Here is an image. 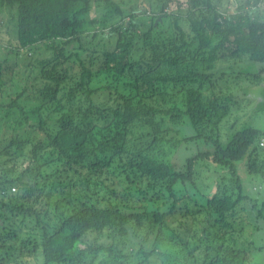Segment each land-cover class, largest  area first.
<instances>
[{"label":"trees","instance_id":"1","mask_svg":"<svg viewBox=\"0 0 264 264\" xmlns=\"http://www.w3.org/2000/svg\"><path fill=\"white\" fill-rule=\"evenodd\" d=\"M168 1L155 5L151 15L157 22L143 28L133 9L128 12L113 0H0V15L13 14L18 41L14 50L44 45L61 68L47 71L48 81L39 90L40 101L53 99L45 105L49 116L43 118L39 105L34 126L27 111L12 101L8 108L19 109L21 120L11 126L10 137L0 131V264H93L103 245L87 240L89 228L107 227L126 235L145 221L158 224L169 217L183 221L187 236L203 214V241L211 237L221 243L214 249L207 245L200 264H224L226 257L241 254L243 249L224 247L226 238L234 243L243 232L241 212L249 224L255 221L258 235L264 234V200L248 195L238 177L231 203L223 194V178L220 190L204 204L173 188L177 178L195 186L194 161L229 166L260 135L253 121L226 146L211 140L209 148L211 138L204 136V127H215L227 114L228 102L237 100L213 95L205 104L203 95L228 81L217 74L220 60L246 64L241 73L250 82L263 80L264 20L249 11L264 0H246L247 9L239 5L231 13L221 10L220 0H186L185 5L176 3V14L168 13ZM94 3L108 10V18L120 17L105 32L107 39L115 33L114 45L103 39L93 50L92 40H85L81 46L87 59L67 55L65 47L83 32L82 22L69 18L70 10L79 4L80 13H89ZM183 13L187 32L179 25ZM170 17L174 30L160 29V22ZM73 65L79 72L72 71ZM259 99L257 105L264 102ZM184 117L187 122L178 127ZM144 125L151 127L150 133L139 131ZM165 136L175 153L162 164L146 153ZM258 155L252 147L243 171H259ZM165 193L170 204L162 213L151 205L160 203ZM68 211L71 214L65 215ZM78 242L85 247L69 254Z\"/></svg>","mask_w":264,"mask_h":264},{"label":"clouds","instance_id":"2","mask_svg":"<svg viewBox=\"0 0 264 264\" xmlns=\"http://www.w3.org/2000/svg\"><path fill=\"white\" fill-rule=\"evenodd\" d=\"M81 5L76 4L69 12V18L76 16L77 20L82 22V30L90 36L96 32L97 40L100 44H104V40L99 35L101 29L107 25L116 23L120 19L118 16L108 18V10L101 4L99 7H93L90 13H80ZM87 17V19H86ZM147 22V18L142 17ZM88 20H94L95 23L89 24ZM169 21L165 20L161 25V29H167ZM158 29L157 31H159ZM56 43H60L57 38ZM112 43H115L113 37ZM215 43V41H213ZM96 44V41H93ZM43 52V49H41ZM50 56L51 52L45 53ZM247 62V57L242 58ZM231 60L220 61V64L227 67L231 64ZM100 79H103L102 77ZM243 94V95H242ZM232 97L237 100L233 104L228 102L227 114L213 127L212 123L206 125L203 129L204 136L210 137L208 147L211 148V140H217L221 147L226 146L233 136L255 121V126L260 129V135L249 145L248 151L239 158L231 161L229 166L223 164H209L206 160H196L193 162L192 180L195 184L193 187L186 180L181 182L180 178L175 180L173 185L174 191L178 195H187L199 204H204L206 199H210L220 190L219 185L223 178L224 195L229 203L235 199V188L237 177L244 191L258 201L264 200V102L256 104V98L264 100V81L261 83H253L244 80L233 81L229 79L227 83H223L218 88L211 92L205 91L203 101L206 104L213 96ZM31 107V105H29ZM218 114V113H217ZM159 120V117L156 118ZM211 120L216 121V115L211 117ZM187 122V117H184L178 127H183ZM161 127H167V124ZM140 132L150 133L151 127L144 125L139 129ZM150 138V137H149ZM203 139V138H201ZM167 136L164 140L153 145L152 150L146 155L156 160L159 163L167 164L175 153L174 147L167 142ZM252 147L257 148L258 159L256 166L259 171L248 174L243 171L247 167L248 152ZM232 170H235L234 176ZM167 179H170L167 178ZM243 201H241V204ZM170 204L167 193L161 198V202L151 205L158 208L160 212H167ZM199 206V205H197ZM240 205H237L239 207ZM71 212H65V215H70ZM245 213H239V217H243ZM204 216H197L192 232L187 236L183 235L184 229L181 227L183 221L178 217H169L163 223L150 224L145 221L143 226L135 232H129L126 235H116L111 229L105 227L99 231L89 228L86 232V237L89 242L95 241L102 248L96 254V259L93 264H200L204 259L203 252L207 245L215 248L221 242L208 238L207 242L203 241L200 228ZM55 223V222H53ZM239 225V218L237 219ZM211 231H214L212 229ZM67 234V230L66 233ZM84 239V237H81ZM187 244H184V241ZM235 242L227 240L224 243L225 248L243 249L240 255L234 259L229 256L224 259V264H264V240L258 239L253 234L250 226H244V231L238 237H234ZM199 244L196 251H192L193 247ZM85 247L84 243H77L70 249L69 254H74ZM142 252V254H138ZM191 252V256L189 253ZM119 253V256L117 255ZM221 256L224 253L221 252Z\"/></svg>","mask_w":264,"mask_h":264},{"label":"rangeland","instance_id":"3","mask_svg":"<svg viewBox=\"0 0 264 264\" xmlns=\"http://www.w3.org/2000/svg\"><path fill=\"white\" fill-rule=\"evenodd\" d=\"M118 2L119 5L124 7L126 11H130L133 9L136 19L137 25L143 27L149 23H155L157 20L154 16L151 15L153 12V8L157 3H161L164 0H113ZM186 0H169L168 6L169 10L168 13H177L176 3L185 5ZM246 0H220L219 7L221 10H227L231 13L236 10L239 5H245L244 9H247V5L245 4ZM96 3L93 4L91 7V11L93 7H99L100 4ZM185 8L181 6V11L183 12ZM90 11V12H91ZM89 12V13H90ZM250 15L259 16L260 19L264 20V3L260 4L257 9H251L249 11ZM185 13L181 14L179 19V25L186 31V21H185ZM15 17V16H14ZM142 17L147 18V22H145ZM87 19V17H86ZM158 20H160L158 18ZM169 21V26L167 29H162L165 31H173L174 26L172 24V19L167 18ZM165 21V20H164ZM164 21H161L160 24L162 25ZM89 24L95 23L94 20H88ZM144 25V26H143ZM160 25V29H161ZM106 29L102 30L103 35L101 36L102 39L110 40L112 42L113 37H115V33L110 36V39L105 32L110 29L109 25L105 26ZM116 25L112 28H115ZM187 32V31H186ZM94 32L88 36L84 32H82L78 37V40L73 41L72 43L68 44L65 47V53L67 55L78 53L81 55L82 59L86 58V50L84 47L81 46L85 40H92V44L90 47L93 50H96L100 45L99 40H97V35L95 38L92 37ZM100 35V34H99ZM113 36V37H112ZM93 41H96V44H93ZM18 45L17 41V34H16V27L15 22L13 21V14L12 12H3L0 15V107H2L0 112V131L5 134L7 137H10L11 126L14 127L15 123L21 120V112L19 109L15 108H8L9 104L12 101H16L17 104L21 105L24 111H27V115L30 118V122L32 125L37 126V116L38 113V106L41 105V109H43V114L45 115L43 118L48 117L46 113L48 110L46 109V103H52V100H42L40 101L39 98V90L44 87L46 82L48 81L47 75L45 73L47 71L52 72L54 69L61 70L60 65L57 62L56 55L45 48L44 45H38L33 47L32 49L28 50H21L17 53L14 48L16 49ZM43 49V52H41ZM51 52V55H45V53ZM57 59V60H56ZM224 61V60H220ZM220 61L217 63V74L219 75L224 74L225 79H231L233 81L236 80H244L249 81L244 73L245 65L239 62L232 61L231 64L225 67L224 65L220 64ZM67 67V66H65ZM248 69V67H247ZM253 69L252 67L250 68ZM78 71V66L73 65L72 71ZM253 71V70H252ZM79 72V71H78ZM242 72V73H241ZM99 78V77H97ZM264 81V77L263 80ZM260 81V83L262 82ZM250 82V81H249ZM98 81L95 79L94 85H97ZM259 84V83H258ZM259 99L256 98V101ZM236 100V99H235ZM260 101H264L261 98ZM255 101V102H256ZM77 104V103H76ZM31 105V107H29ZM54 116V117H53ZM58 116V112L52 114V118H56ZM50 122L52 120L49 119ZM0 132V133H1ZM37 136H41L40 133H37ZM209 162H211L209 160ZM244 226H250L252 228L253 234L257 236L258 239L264 240V234L258 235L256 230L255 221L253 220L250 224L248 223V216L245 214L241 217ZM244 231V229H243Z\"/></svg>","mask_w":264,"mask_h":264}]
</instances>
